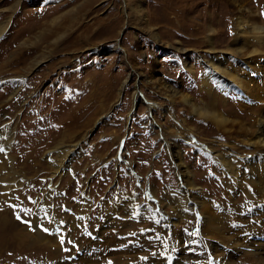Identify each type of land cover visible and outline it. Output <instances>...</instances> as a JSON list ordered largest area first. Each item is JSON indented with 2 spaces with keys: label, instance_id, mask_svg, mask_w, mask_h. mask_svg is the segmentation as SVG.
<instances>
[{
  "label": "rangeland",
  "instance_id": "obj_1",
  "mask_svg": "<svg viewBox=\"0 0 264 264\" xmlns=\"http://www.w3.org/2000/svg\"><path fill=\"white\" fill-rule=\"evenodd\" d=\"M241 7L264 30V0H0V25L10 19L0 37V128L15 124L12 147L0 156V182L18 185L0 199V264H264V256L251 258L260 240L240 227L226 237H198L202 206L195 222L161 229L176 215L169 193L184 180L176 163L192 171L199 189L188 197L216 213L228 202L219 180L232 183L211 149L231 158L248 150L238 132L204 123L181 100L217 105L220 94L209 96L204 83L217 60L245 87L264 88V37L245 32L234 41L231 20ZM68 13L74 22L67 30ZM158 79L160 89L151 83ZM163 86L178 96L172 101ZM245 96L228 92L232 113L220 106L231 121L248 119L243 109L252 97ZM65 149L75 151L57 176ZM147 199L153 212L142 219L132 206ZM44 205L51 243L35 246L31 221ZM110 210L118 225L106 218Z\"/></svg>",
  "mask_w": 264,
  "mask_h": 264
},
{
  "label": "bare ground",
  "instance_id": "obj_2",
  "mask_svg": "<svg viewBox=\"0 0 264 264\" xmlns=\"http://www.w3.org/2000/svg\"><path fill=\"white\" fill-rule=\"evenodd\" d=\"M218 1L219 0H215V2L217 3ZM243 9L242 7L238 8L235 11L234 16L232 17L233 19L231 20L234 26V31H235L234 41L238 43L242 39L245 32H251V34L254 35L255 38L259 40L260 39L263 40L264 30L257 23L256 17L252 16L250 12H248L247 10H243ZM245 11H247V13H245ZM62 17H59L57 21L53 23V25L57 24L58 20H60ZM177 18L176 19L174 18L173 21H169V22L171 24L179 23L180 21ZM250 18L251 19L253 18L252 19L253 22H251ZM65 21L69 23L65 27L68 30V28L72 27L73 22H74V18L72 17L71 13L66 17ZM161 21L164 23L165 19L163 18ZM9 23H10V19L3 25H0V37H2L3 34L6 32ZM44 32L46 31L44 30L42 32L43 38H46L47 36L44 34ZM212 33H213V29L212 27H210L209 36H212L213 35ZM41 37H42V34L39 37L40 40L43 39ZM59 38L61 37H58L56 40H58ZM210 40L211 38H209V42H211ZM254 54L256 53H252L251 56H255ZM45 57L46 56L42 55V58L45 59ZM217 61H214L213 63L210 64L209 74L204 79L207 94L209 96L214 97L220 94V97L218 98V101H217V105L211 104L209 107L206 106V108L203 109V108H198L193 104L191 96L189 97L187 95L186 96L184 95L183 97H181V100H183V102L187 104L191 112L194 115H197L198 118L202 119L204 123L206 122L208 124H211L212 126H216V128L221 132H226L229 134L238 132L239 133L238 140L244 143V146L249 151L241 149L240 150V152H242L241 157H237V155L235 154V157L231 158L234 156L233 153L225 152V151H217V150L215 151L214 148L212 149L210 148L211 153L214 155V158L217 159L215 160L216 164L222 168L223 174L232 183L231 185H229L228 183H225L219 180L223 184V186H225V191L223 192V194L227 193L228 202L221 201L220 206L216 210V213L210 208L212 207V205L210 207L209 206L205 207L207 205L205 204L206 203L205 200H204L205 202L202 201L201 198H199V200H195L194 196L193 198H189L191 196V194H188L189 191L193 192V195H194V192H196L199 189L196 188L197 186H194L195 184L191 180V178L193 177L192 171L188 170V167L183 165L182 162L176 163L178 171L179 169L181 170L183 168L184 174H183L182 179L184 180H182V184L179 185L180 186L179 189L174 190L173 192L169 193L170 196H168L169 197L168 201H169V204L172 205L171 208L176 215H172V216L169 215L167 220L164 218L165 223H162L163 225H161V229L162 227H166V228L168 227L167 229H170V227L175 228L177 227L178 222H183L187 220L188 218L190 219L191 217H193V220L195 222L197 217H195L196 214H195L194 209H198L200 208V206H202L203 214H202V211L200 210L201 213H199V215H200L201 222L205 226V231L204 232L202 231V228L204 226L201 227V231L203 233L201 235V231H200V234L198 235V237L199 236L202 237L204 233H206V235L208 236V238L203 237L205 240H208L209 238H213L215 236L216 237L218 236L226 237L227 235L229 236L230 234H232L231 231H233L235 228L240 227V230L243 233L251 236V239L254 238V239L260 240L259 242L252 241L254 244L256 243L257 246L256 248L253 249L255 252H253V256L251 258L255 257L261 260V256H264V241H263L264 239V88L245 87L247 86L246 84H244L239 78L234 77L232 73L228 71V69L223 68L222 65H220L221 64L220 61L218 62ZM40 63H41V60L39 59L38 61L34 62V65L37 66ZM151 83L155 85L156 88H159L161 86V81L159 79ZM230 83H233L235 87L237 86L239 88H228ZM163 90L165 91L167 96L172 101L179 94V92H176L175 90H172L165 86H163ZM233 90L235 91L237 90L241 94V98L243 97L246 99L245 95H248L249 98L252 97V100L249 99L247 102V106L243 109V112L244 111L247 112L248 119L242 120L240 122L236 120L231 121L229 118L226 117V115H224L225 111L223 112L221 110L222 108H220V106L226 107L228 108L229 113L233 112V110L230 108L231 103L228 101V98L226 97L228 92L233 91ZM15 97H18V96H15ZM260 99L263 100L262 103L259 102ZM5 105L6 103L4 102L3 106H1L0 108L4 107ZM17 109H19V107ZM12 123H9V124L7 123L5 127L0 128V149H2L0 150V152H2L0 153V156L3 153H7L12 147V143L14 140V131H15V127H14L15 124H12ZM168 145L170 148V146H173L174 143L168 142ZM74 151L75 150L71 151L68 149L59 151L60 154L63 155V160L61 159L62 161L60 160L61 161L59 162L60 164L55 168L54 170L55 175L59 176L61 174L63 168L65 167L67 163V160L70 158V155L74 153ZM176 153L177 154L174 158L177 161H181L182 159L178 154L179 151H177ZM239 159H241V161H239ZM13 179H12V182L10 183H6L5 181L0 182V199H3V198L6 199L11 194V190L18 188L17 182H14L15 180ZM183 186H186L185 187L186 190L184 189ZM150 189H151L150 194L154 198L155 193L152 192L153 190L152 187ZM148 200L149 199H147V201L145 200L144 202H140V201L136 202L135 205L132 206L133 214L141 215L142 219H147L148 217H150V215H152L153 209L151 207L149 208V205H151V202ZM160 203L162 202L160 201ZM44 206H43L44 208L40 207V209L35 213L33 220L31 221L33 230H34L33 232L36 236V238H34V241H33L37 244L35 246H39V244H41L42 242L49 241L51 243V237H49L47 232L44 231V229H48L47 227H48V221H49L48 219L49 209L47 208L48 205H44ZM160 207L162 208L163 213H164L165 208L162 206V204H160ZM252 212L256 218V221L251 219ZM114 213L115 212L110 210L109 213L107 212L108 215L106 214V218H109L112 224L118 225L119 223H116L117 220L114 221L115 220ZM127 215L130 216V213H128ZM257 215L259 216L263 215V216L258 217ZM123 224L124 226H126L128 223L123 222ZM234 226L236 227L234 228ZM2 228L3 229H1V232L5 231L6 229L5 226H2ZM197 228L199 231L200 225H198ZM7 236H9V234H7ZM55 237L59 239L57 236ZM229 238H232V237H229ZM196 239L197 237L191 234V237L190 238L188 237L187 241L193 243L196 241ZM18 240L20 241V237H16V238L13 237V242H16ZM181 240L185 242L184 239H181ZM227 240L228 239H226V241ZM209 243H210V240H209ZM18 244L20 245V243ZM229 245L230 247H234V246H237L238 243L236 242V240L232 239ZM237 252H240V251H237ZM216 258H218V256H216ZM207 263L208 262L205 261L203 264H207ZM219 264H231V262H228V260L225 259V260H221Z\"/></svg>",
  "mask_w": 264,
  "mask_h": 264
},
{
  "label": "snow or ice",
  "instance_id": "obj_3",
  "mask_svg": "<svg viewBox=\"0 0 264 264\" xmlns=\"http://www.w3.org/2000/svg\"><path fill=\"white\" fill-rule=\"evenodd\" d=\"M2 150V149H0ZM17 219H20L19 215L17 216ZM44 231H47V229H44ZM193 235H195V233H193Z\"/></svg>",
  "mask_w": 264,
  "mask_h": 264
}]
</instances>
